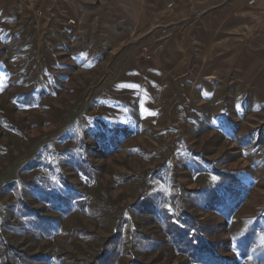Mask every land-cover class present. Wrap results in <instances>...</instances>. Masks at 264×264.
Masks as SVG:
<instances>
[{"label": "rangeland", "instance_id": "obj_1", "mask_svg": "<svg viewBox=\"0 0 264 264\" xmlns=\"http://www.w3.org/2000/svg\"><path fill=\"white\" fill-rule=\"evenodd\" d=\"M247 1L164 42L148 0H123L135 18L101 43L72 32L80 0H0V264H264V0Z\"/></svg>", "mask_w": 264, "mask_h": 264}, {"label": "crops", "instance_id": "obj_2", "mask_svg": "<svg viewBox=\"0 0 264 264\" xmlns=\"http://www.w3.org/2000/svg\"><path fill=\"white\" fill-rule=\"evenodd\" d=\"M80 1L70 10L69 16L76 21L72 32L89 42H93L96 36H100L101 43L106 42L109 34L117 36L122 32L124 19L131 23L135 18L134 9H125L123 0H95L91 4ZM235 2L237 0H164L158 4L157 0H148L147 8L144 9L145 32L150 41L164 37V42H167L173 33L174 24L185 25L194 19L198 22L209 15L208 11L220 10L224 4L231 5ZM125 10L129 13H125ZM57 11L60 15L64 13L61 9Z\"/></svg>", "mask_w": 264, "mask_h": 264}, {"label": "trees", "instance_id": "obj_3", "mask_svg": "<svg viewBox=\"0 0 264 264\" xmlns=\"http://www.w3.org/2000/svg\"><path fill=\"white\" fill-rule=\"evenodd\" d=\"M246 240L248 241L249 240V237ZM196 249L198 251L197 255L201 259L203 258V259L207 260L209 256H212V252L210 251V247L209 246H205L204 244H201V242L198 243V246L196 247ZM262 257H263L262 260L264 261V252L262 254ZM215 264H229V263H223V262L218 263L217 262Z\"/></svg>", "mask_w": 264, "mask_h": 264}, {"label": "built area", "instance_id": "obj_4", "mask_svg": "<svg viewBox=\"0 0 264 264\" xmlns=\"http://www.w3.org/2000/svg\"><path fill=\"white\" fill-rule=\"evenodd\" d=\"M254 2H255V0H248V1H247V4L252 5V4H254ZM68 23L75 24L76 21H75L74 18H71V17H70V18H68ZM144 49H146V48H144Z\"/></svg>", "mask_w": 264, "mask_h": 264}]
</instances>
